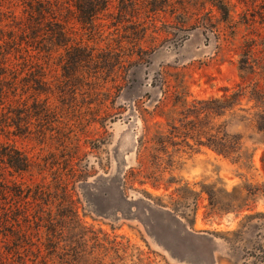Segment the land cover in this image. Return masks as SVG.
Listing matches in <instances>:
<instances>
[{
    "label": "rangeland",
    "instance_id": "rangeland-1",
    "mask_svg": "<svg viewBox=\"0 0 264 264\" xmlns=\"http://www.w3.org/2000/svg\"><path fill=\"white\" fill-rule=\"evenodd\" d=\"M79 1L0 0V264H264L262 137L246 112L218 118L257 147L239 169L200 112L239 84L264 91L239 70L244 41L264 43V0ZM158 124L179 144L154 187Z\"/></svg>",
    "mask_w": 264,
    "mask_h": 264
},
{
    "label": "trees",
    "instance_id": "trees-1",
    "mask_svg": "<svg viewBox=\"0 0 264 264\" xmlns=\"http://www.w3.org/2000/svg\"><path fill=\"white\" fill-rule=\"evenodd\" d=\"M96 1V0H95ZM92 0H89V3L92 4ZM221 3V1H219ZM83 1L77 2L76 6L79 10H84ZM108 4V0H102L101 3V9L106 8ZM218 8L224 12V19L228 20L230 18V11L228 10V7L224 4L219 5ZM101 9H92L91 8V14H89V17H87L89 20H95L96 14ZM88 12V11H87ZM90 12V11H89ZM263 14V13H262ZM263 16V15H261ZM264 19V17H262ZM264 22V21H263ZM259 44V43H258ZM255 43V40L251 42L244 41V46L242 47V58L239 62V70L242 74V76H250L253 74H260L261 76H264V67L263 69L258 71V68L255 63L249 62L250 59H254L257 54H261L264 56V43H261L262 45H258ZM251 89H250V88ZM229 89L219 97H210L204 101H201L206 106L201 109L200 112H204L206 116V146L210 147L214 151H216L218 154L223 155L226 158H229L232 160V162L236 165H238L239 169L242 170H249L253 165V157L255 154V151L257 147L250 148L247 145V139L244 138L243 134H232L230 133L226 127L228 126L226 122L219 123L218 118H222L226 116L227 114L236 115L239 112H246L247 116L241 120H246L250 122V124L253 126L254 134L257 136L264 137V91L260 87L259 80L255 82L254 86L251 87V85H243L239 84L237 85V88L233 89V91L229 92ZM247 98L248 103L253 102V105L251 107H246L243 104L244 99ZM199 102V103H201ZM191 109V108H189ZM196 111H193L192 116H196V118H199V113ZM238 115V114H237ZM195 121V120H193ZM226 121V120H225ZM170 124V123H169ZM157 131L155 129L154 136V144L151 142L150 147L154 145L153 149L156 152V156L154 155L155 165L154 170L151 172H146L144 175V178L150 179L154 187H158L159 183L158 181L164 179L165 172L168 170L169 167H165L163 170L159 167H157L156 163L157 161L162 160V154H167L169 159L171 160L172 154L169 153L170 146H174L177 143V141L174 140L176 135H172L171 132H164L161 128L160 124L157 126ZM195 132H197V129H194ZM194 132V133H195ZM185 140L188 145H190L189 139H194L196 135H191L190 137L185 135ZM198 136H196L197 138ZM249 140H252V136L248 137ZM261 138L258 142H253L256 145H264V140ZM139 146H140V153L143 155L142 149H146L148 146V143L150 142L146 135L143 136V138L139 139ZM250 149H252L250 151ZM159 153V156H158ZM11 160V159H10ZM262 160L264 162V154L262 156ZM13 162V161H12ZM17 162V161H16ZM13 164V163H12ZM24 164V163H23ZM13 166H15L13 164ZM20 166V165H16ZM23 166V165H22ZM25 167H20L19 169H24ZM134 170L132 171V175H134ZM173 170L170 173L169 179L166 181V189H168L170 186L175 183L176 177H174ZM141 184H144V181H140ZM127 185L129 186L127 182V178H125V175L122 177V187L123 189H127ZM187 189V187H186ZM189 191L195 194V192L189 187ZM146 194H149L147 191H145ZM214 197H212V205ZM194 208L197 207V202L194 201ZM237 204L238 210L244 209V204ZM160 207L169 209L170 211H174L173 208H171V205L173 203L164 204L159 203ZM218 208V207H217ZM216 209V208H214ZM196 217H194L193 222L191 224L195 223ZM60 233V232H59Z\"/></svg>",
    "mask_w": 264,
    "mask_h": 264
}]
</instances>
